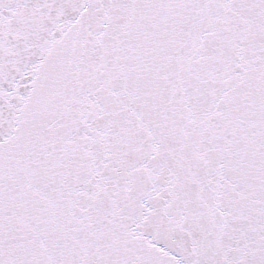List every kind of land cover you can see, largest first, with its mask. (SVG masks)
<instances>
[{
    "label": "snow or ice",
    "instance_id": "6c2138e0",
    "mask_svg": "<svg viewBox=\"0 0 264 264\" xmlns=\"http://www.w3.org/2000/svg\"><path fill=\"white\" fill-rule=\"evenodd\" d=\"M0 264H264V0H0Z\"/></svg>",
    "mask_w": 264,
    "mask_h": 264
}]
</instances>
